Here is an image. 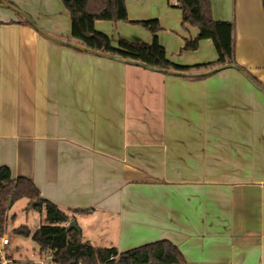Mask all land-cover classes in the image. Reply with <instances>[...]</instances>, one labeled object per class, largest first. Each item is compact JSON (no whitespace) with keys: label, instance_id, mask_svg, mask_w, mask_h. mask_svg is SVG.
<instances>
[{"label":"crops","instance_id":"1","mask_svg":"<svg viewBox=\"0 0 264 264\" xmlns=\"http://www.w3.org/2000/svg\"><path fill=\"white\" fill-rule=\"evenodd\" d=\"M1 1L22 0H0V166L33 179L95 246L168 239L188 264H264V92L233 67L189 78L58 43ZM210 1L234 24L235 63L264 84L263 0ZM45 5L39 24L69 37L63 1ZM126 7L128 21L95 23L113 44L150 43L132 22L158 19L171 61L217 60L212 39L182 49L198 28L173 0Z\"/></svg>","mask_w":264,"mask_h":264},{"label":"trees","instance_id":"2","mask_svg":"<svg viewBox=\"0 0 264 264\" xmlns=\"http://www.w3.org/2000/svg\"><path fill=\"white\" fill-rule=\"evenodd\" d=\"M62 1L71 18L70 36L65 39L97 51L187 73H193L194 69H213L236 62L234 24L214 19L210 0H178L176 5L182 10L183 26L198 28L197 36L187 39L182 49L196 50L202 39H212L218 53L216 61L194 65L178 64L167 57L166 48L158 37V31L162 29L158 19L132 22L142 25L152 33L150 43L134 42L121 37L117 44H113L107 33L96 29L95 23L98 20L128 21L126 0ZM23 22L33 26L25 17ZM205 76L208 75L189 78ZM253 77L264 87L260 80ZM22 198H27L34 205L33 208L44 210L45 213L41 224L35 230L23 224L15 228L14 232L31 236L39 245L40 254H49L54 264H188L179 247L168 239L146 243L123 252L115 246L93 245L83 239L81 231L69 228L72 215L55 202L42 197L33 179L25 176L13 178L7 165L0 166V241L8 221L9 207Z\"/></svg>","mask_w":264,"mask_h":264},{"label":"rangeland","instance_id":"3","mask_svg":"<svg viewBox=\"0 0 264 264\" xmlns=\"http://www.w3.org/2000/svg\"><path fill=\"white\" fill-rule=\"evenodd\" d=\"M18 4L19 5L17 7L27 13L44 30L48 31V29H53V24H39V22H43L39 20H51L50 17H46L45 15L46 8H48V6L45 5V0H22L19 1ZM56 17L60 16L58 15ZM48 32L51 33L50 31ZM209 70L193 73H203ZM250 74L252 75V73ZM251 94L252 92H250V95ZM262 97H264V95ZM251 105L253 104L250 103V106L248 107V110L250 111L253 109V106ZM254 153L256 154V151H254ZM44 213V210L40 211L30 207L29 200L27 198L17 200L9 207L8 221L3 237H8L10 243L7 246L0 245V262L3 261L4 257H9L13 264H43V261H46L47 263L51 261L49 254H40L39 245L31 236L17 234L14 232L15 228L23 224L28 225L31 230H35L41 224V219L44 216Z\"/></svg>","mask_w":264,"mask_h":264},{"label":"water","instance_id":"4","mask_svg":"<svg viewBox=\"0 0 264 264\" xmlns=\"http://www.w3.org/2000/svg\"><path fill=\"white\" fill-rule=\"evenodd\" d=\"M1 4L6 6V7L12 8V9H14L16 11H19L26 19H28L30 21V23L33 25V27H35L38 31H40L46 37H48V38H50V39H52V40H54V41H56L58 43L65 44V45H68V46H71V47H75L77 49H81V50H84V51H89V52H92V53H95V54H98V55H101V56L119 59V60H122V61L130 63V64H136V65H139V66L146 67L148 69L161 71V72H165V73L173 74V75L185 76V77L210 75V74H213V73H215V72H217V71H219L221 69L233 67V68L238 69L240 72H242L256 87H258L261 91L264 92V87L262 85H260L256 81V79L250 74V72L247 71L244 67H242V66H240V65H238L236 63L223 64V65H220L218 67H215V68H213V69H211V70H209L207 72H203V73H187V72L176 71V70H172V69L154 67V66L148 65L146 63L140 62V61L126 59V58H122V57H119V56H116V55H113V54L97 51V50L89 48V47H87V46H85L83 44L76 43V42H73V41H69V40L57 37V36L49 33L48 31L44 30L42 27H40V25H38L27 13L23 12L22 10H20L14 4L8 3L6 1H1ZM69 228L70 229L75 228V229H78L79 231H81L76 219H72L70 221Z\"/></svg>","mask_w":264,"mask_h":264},{"label":"built area","instance_id":"5","mask_svg":"<svg viewBox=\"0 0 264 264\" xmlns=\"http://www.w3.org/2000/svg\"><path fill=\"white\" fill-rule=\"evenodd\" d=\"M174 4L177 5L178 4V0H173ZM10 243V240L8 237H2L1 241H0V245L1 246H7ZM49 257L51 258V261L49 263H47L46 261H43V264H54L52 261V257L49 255ZM3 258V257H2ZM0 264H13L12 261L10 260L9 257H4L3 261L0 262Z\"/></svg>","mask_w":264,"mask_h":264}]
</instances>
